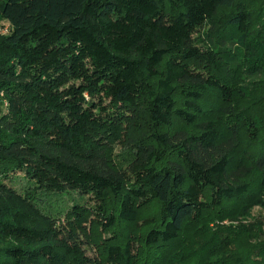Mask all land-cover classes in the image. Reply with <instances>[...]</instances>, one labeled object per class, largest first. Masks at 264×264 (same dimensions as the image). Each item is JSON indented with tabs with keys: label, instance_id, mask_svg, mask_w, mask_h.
<instances>
[{
	"label": "trees",
	"instance_id": "1",
	"mask_svg": "<svg viewBox=\"0 0 264 264\" xmlns=\"http://www.w3.org/2000/svg\"><path fill=\"white\" fill-rule=\"evenodd\" d=\"M0 13L10 26L0 39V187L18 194L4 179L22 174L34 204L77 195L54 216L36 204L43 222L1 204L0 236L20 245L0 248V264H134L137 243L122 239L102 257L88 228L135 222L136 207L152 200L161 220L145 243L155 261L211 206L247 198L244 214L264 210V141L253 159L258 190L233 183L230 154L244 119L228 111L232 135L224 140L221 124L203 119L199 104L212 92L232 102L239 74L262 73L264 25L252 27L240 1L2 0ZM202 27L209 49L194 42ZM142 115L149 131L133 132ZM175 120L199 132H160ZM262 124L255 115L248 132ZM123 138L131 157L118 170L103 148ZM112 201L118 217L106 214Z\"/></svg>",
	"mask_w": 264,
	"mask_h": 264
},
{
	"label": "rangeland",
	"instance_id": "2",
	"mask_svg": "<svg viewBox=\"0 0 264 264\" xmlns=\"http://www.w3.org/2000/svg\"><path fill=\"white\" fill-rule=\"evenodd\" d=\"M0 0V5H1ZM246 8L250 16V24L252 27L259 29L264 25V0H237ZM219 35H222L224 31ZM10 32L8 22L0 13V39ZM207 28H200L194 36V42L202 49H209ZM233 31L229 32L228 37H232ZM217 43V39H215ZM264 51V48H262ZM262 59L258 65L262 66L261 74L245 78L243 74H239L235 79L234 86L238 87L240 92L234 93L232 102L221 101L216 97V93L212 92L209 96H205L200 105L204 111L203 119L216 120L221 124L224 140L231 137L229 124L230 117L228 111H233L244 119L240 124V134L236 140L237 146L230 154L232 164L230 173L236 183L247 184L249 190H258L259 172L253 165V159L261 148L264 141V52ZM253 62V61H252ZM176 101L183 103L184 97L180 91L176 92ZM259 116L261 129L257 134L248 132V123ZM149 122L142 115L141 119L136 123L135 130L148 132ZM177 131H185L189 134H197L198 127L194 124L186 123L182 120H175L169 127L160 129V132L168 134ZM133 134V133H132ZM105 159L111 166L118 170H126L129 158L131 157V149L127 145L125 138L120 143L108 142L103 148ZM4 183L15 189L18 194H12L0 187V205L8 204L9 206H18L27 210L32 216L43 218L38 212V207L42 212H46L50 216L57 215L56 212L67 211L72 206V202L68 201L71 197L77 198L76 194H70L69 197L50 196L49 200L43 197L38 199L35 204L34 200L26 194L28 190H33L28 186L22 174H16L15 177L4 179ZM63 199V200H62ZM209 199V197H208ZM67 202L63 204L60 202ZM37 204V205H36ZM113 207L108 209L115 217H118V204L113 202ZM251 204L246 199L224 200L223 205L219 208L211 206L204 211L196 221L190 220L186 223L177 243L171 245L167 252L156 254V261L148 259V253L152 249L145 243L146 235L160 223V203L158 200H152L145 206L136 207L137 218L135 222L128 223L120 221L112 229L98 228L91 226L88 228V237L93 244L92 248L95 253L102 257L106 254V249L112 244L121 241L131 240L138 244L140 251L136 254L134 264H264V210L260 206L249 208L246 214L243 213L244 207ZM68 205L66 208L65 206ZM40 221L43 222V219ZM62 220L63 216H56ZM59 221V220H58ZM19 242L8 240L0 236V248L18 246ZM148 252V253H147ZM140 253H144L143 257ZM7 264V263H4ZM37 264H45L39 261Z\"/></svg>",
	"mask_w": 264,
	"mask_h": 264
}]
</instances>
